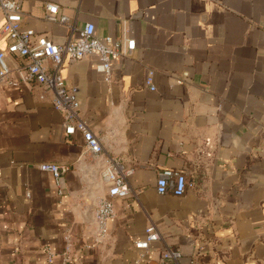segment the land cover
<instances>
[{
	"label": "crops",
	"instance_id": "1",
	"mask_svg": "<svg viewBox=\"0 0 264 264\" xmlns=\"http://www.w3.org/2000/svg\"><path fill=\"white\" fill-rule=\"evenodd\" d=\"M23 26L62 44L89 22L99 37L135 38L129 57L65 59L79 114L99 137L101 158L81 132L66 134L64 112L39 84L14 73L0 91V264H49L44 246L72 264H264V0H19ZM59 6L66 23L46 19ZM3 13L0 9V26ZM7 40H0V50ZM13 68L23 61L8 54ZM155 71L156 90L145 83ZM42 95L43 98L41 97ZM126 170L131 192L111 197L108 235L95 240V211L109 185L103 157ZM43 162L70 170L60 186ZM184 172L195 186L159 195L158 173ZM154 225L160 238L135 246ZM52 264H62L60 255Z\"/></svg>",
	"mask_w": 264,
	"mask_h": 264
},
{
	"label": "built area",
	"instance_id": "2",
	"mask_svg": "<svg viewBox=\"0 0 264 264\" xmlns=\"http://www.w3.org/2000/svg\"><path fill=\"white\" fill-rule=\"evenodd\" d=\"M0 9L3 13V22L0 26V40L5 38L7 45L0 50V91L2 84L16 73L18 83L30 85L39 84L54 94L53 106L64 112V126L66 134L81 132L85 139L86 153L95 158H101L104 148L99 137L89 127L87 121L80 117V100L78 88L68 86L61 68L65 59H80L92 52L100 55L99 71L105 75L107 81L111 80V62L117 57H129L136 49L135 38L124 36L115 38L112 35L99 37L96 34L95 24L87 23L76 39L59 44L46 34L25 28L22 24L24 13L19 0H0ZM46 19L52 22L66 23L68 17L59 15V6L55 3L46 4ZM8 54L22 58L19 66L13 68L8 61ZM155 71L150 69L146 75L145 83L151 90H156L154 82ZM44 95L41 97L43 98ZM101 178L109 185L108 197L100 200L96 211L97 230L95 240L101 242L109 233L108 222L115 215V206L111 197H127L131 192L127 176L133 170H126L124 166L111 157H103ZM40 168L50 172L59 184V194L64 195L60 185L63 176L70 170L65 164L56 162H43ZM195 182L177 169L165 168L158 173L156 190L159 195L174 194L182 196L189 189L194 188ZM160 238L159 231L154 225L146 228L145 237L135 241L139 249H148L150 243ZM65 248L61 254L53 250L50 245L44 246L49 264H52L60 255L62 264H72L73 241L70 235L65 236ZM182 253L177 249L167 248L161 254V262L181 258Z\"/></svg>",
	"mask_w": 264,
	"mask_h": 264
}]
</instances>
